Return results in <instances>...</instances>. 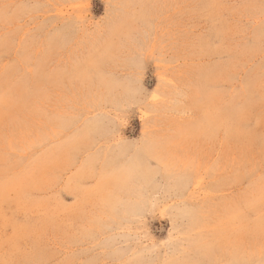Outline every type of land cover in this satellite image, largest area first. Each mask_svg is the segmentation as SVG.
Segmentation results:
<instances>
[{"label":"rangeland","instance_id":"rangeland-1","mask_svg":"<svg viewBox=\"0 0 264 264\" xmlns=\"http://www.w3.org/2000/svg\"><path fill=\"white\" fill-rule=\"evenodd\" d=\"M0 264H264V0H0Z\"/></svg>","mask_w":264,"mask_h":264},{"label":"clouds","instance_id":"clouds-1","mask_svg":"<svg viewBox=\"0 0 264 264\" xmlns=\"http://www.w3.org/2000/svg\"><path fill=\"white\" fill-rule=\"evenodd\" d=\"M153 99H155V97H153Z\"/></svg>","mask_w":264,"mask_h":264}]
</instances>
